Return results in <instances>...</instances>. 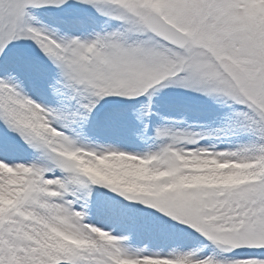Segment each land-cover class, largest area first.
<instances>
[{
  "label": "snow or ice",
  "instance_id": "snow-or-ice-1",
  "mask_svg": "<svg viewBox=\"0 0 264 264\" xmlns=\"http://www.w3.org/2000/svg\"><path fill=\"white\" fill-rule=\"evenodd\" d=\"M0 264H264V0H0Z\"/></svg>",
  "mask_w": 264,
  "mask_h": 264
}]
</instances>
